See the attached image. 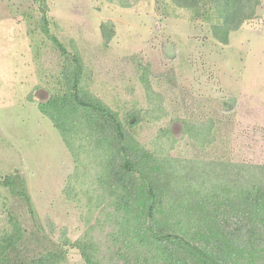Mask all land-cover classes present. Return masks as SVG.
<instances>
[{"label":"rangeland","instance_id":"rangeland-1","mask_svg":"<svg viewBox=\"0 0 264 264\" xmlns=\"http://www.w3.org/2000/svg\"><path fill=\"white\" fill-rule=\"evenodd\" d=\"M45 4L49 33L65 56L42 31L38 0H0L1 250V240L15 239L2 264H31L47 252H61V264H85L70 245L78 241L114 264L124 248L113 243L114 220L106 222L112 210L100 192L94 145L77 143L74 158L38 108L65 91L60 68L74 57L83 68L80 90L175 169L264 166V0L222 37L212 24L218 13L206 20L201 8L172 0ZM7 176L22 180L33 212L2 185ZM256 258L264 262V250Z\"/></svg>","mask_w":264,"mask_h":264},{"label":"trees","instance_id":"trees-1","mask_svg":"<svg viewBox=\"0 0 264 264\" xmlns=\"http://www.w3.org/2000/svg\"><path fill=\"white\" fill-rule=\"evenodd\" d=\"M38 1L42 31L65 56L64 46L49 33L45 0ZM172 1L182 9L201 8L206 20L218 13L212 24L219 37L249 19L258 4V0ZM82 71L76 57L69 67L62 65L59 74L65 91L38 108L74 158L77 143L94 145L100 192L112 210L106 222L114 220L113 243L124 247L114 264H264L256 258L264 250V166L208 163L206 170L196 172L190 164L184 174L167 159L139 147L115 112L80 90ZM2 185L33 212L22 180L7 176ZM14 240L12 236L1 240L0 258L14 250ZM70 245L80 250L85 264H102L103 258L96 257L88 243ZM63 259L61 252H47L31 264H61Z\"/></svg>","mask_w":264,"mask_h":264}]
</instances>
